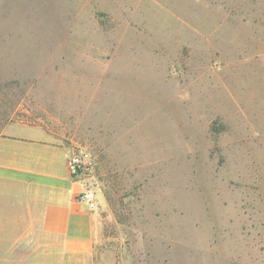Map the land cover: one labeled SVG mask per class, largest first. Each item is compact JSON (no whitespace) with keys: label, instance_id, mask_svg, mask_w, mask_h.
<instances>
[{"label":"rangeland","instance_id":"374dc122","mask_svg":"<svg viewBox=\"0 0 264 264\" xmlns=\"http://www.w3.org/2000/svg\"><path fill=\"white\" fill-rule=\"evenodd\" d=\"M0 74L15 121L88 155L67 264H264V0H0ZM26 232L0 253L44 255Z\"/></svg>","mask_w":264,"mask_h":264},{"label":"crops","instance_id":"0c3cea01","mask_svg":"<svg viewBox=\"0 0 264 264\" xmlns=\"http://www.w3.org/2000/svg\"><path fill=\"white\" fill-rule=\"evenodd\" d=\"M22 65L44 69L40 63ZM7 80L0 74V227L24 228L28 233L39 230L47 252L0 253V264L52 259L67 264L69 258L91 249L97 216L78 201L84 183L69 172L68 148L53 142L43 127L14 120Z\"/></svg>","mask_w":264,"mask_h":264},{"label":"built area","instance_id":"2783aa9c","mask_svg":"<svg viewBox=\"0 0 264 264\" xmlns=\"http://www.w3.org/2000/svg\"><path fill=\"white\" fill-rule=\"evenodd\" d=\"M88 155L71 154L68 159V168L72 178L80 179L83 171L88 165ZM78 201L85 205L89 210L97 207V194L90 186L84 185L83 191L78 195Z\"/></svg>","mask_w":264,"mask_h":264}]
</instances>
